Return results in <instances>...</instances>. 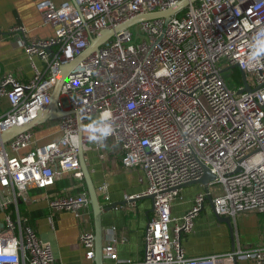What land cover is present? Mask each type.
Segmentation results:
<instances>
[{
  "label": "built area",
  "instance_id": "2783aa9c",
  "mask_svg": "<svg viewBox=\"0 0 264 264\" xmlns=\"http://www.w3.org/2000/svg\"><path fill=\"white\" fill-rule=\"evenodd\" d=\"M178 1L66 0L56 5L36 0L53 33L29 39L23 25L11 27L20 34L32 76L19 81L6 72L0 78V104L7 101L0 133L30 123L47 107L59 67L78 57L100 30ZM134 25L136 33L133 25L116 30L66 72L57 103L66 113L57 119V140L37 144L28 128L0 145V264H57L50 244L19 211V199L27 200L30 188L50 189L69 177V187L47 195L48 208L89 221L80 145L83 152L103 147L101 159L117 156L123 168L141 170V195H153L141 259H119L116 239L103 246V257L114 264H234L235 255L237 261L264 264V246L184 253L181 235L191 231L204 190L181 217L171 214L180 186L198 179L203 166L215 176L209 194L217 215L235 220L249 212L264 213V59L254 66L247 61L249 42L264 27V0H195L166 23L155 17ZM234 68L250 75L253 90L241 91L243 83L236 90L229 86L223 73L232 75ZM105 111L111 113L113 133L100 146L88 136L101 133H89L85 126H104L108 122L100 114ZM74 133L80 136L78 147L68 138ZM97 191L108 199L106 183ZM78 241L92 261L93 230L83 228Z\"/></svg>",
  "mask_w": 264,
  "mask_h": 264
},
{
  "label": "crops",
  "instance_id": "0c3cea01",
  "mask_svg": "<svg viewBox=\"0 0 264 264\" xmlns=\"http://www.w3.org/2000/svg\"><path fill=\"white\" fill-rule=\"evenodd\" d=\"M52 1L59 5L66 0ZM35 3L36 0H0V78L6 72H11L19 81H27L32 76V67L20 44V34L12 33V26L23 25L28 31L29 39L47 37L53 33L51 23L37 11ZM36 63L41 65L39 61ZM5 108L7 101L3 100L0 113ZM33 130L37 144L57 140L60 136L57 119L42 123ZM104 150L103 147H99L98 151L90 147L83 152L96 191L100 184L107 185L108 199L97 191L99 203L104 209L101 214L103 246L116 239L115 247L119 259L139 260L143 255V232L153 215L152 200L141 197L129 202L130 198L141 195L145 190L143 172L139 169L123 168L117 156L109 155L101 159L99 152ZM70 182V178L65 176L53 188H30L28 199H19V211L29 217V223L39 237L50 244L57 264H95L94 257L92 261L84 257V250L78 241V235L83 228L93 230L91 205L88 208L90 215L87 223L75 219L69 211H52L47 205V195L62 187H69ZM201 191L203 187L199 183L181 188L172 203V216L181 217L192 207L194 196ZM123 201L126 203L123 204ZM114 202L119 204L105 209ZM204 203L208 205L205 206ZM1 217L0 212V219ZM231 221L235 248L238 245L241 248L264 246V213L249 212ZM180 242L184 253L190 256L231 251L228 227L217 220L206 199L193 221L191 231L183 232ZM103 264H114V260L104 257ZM237 264L256 262L238 260Z\"/></svg>",
  "mask_w": 264,
  "mask_h": 264
},
{
  "label": "water",
  "instance_id": "95a60500",
  "mask_svg": "<svg viewBox=\"0 0 264 264\" xmlns=\"http://www.w3.org/2000/svg\"><path fill=\"white\" fill-rule=\"evenodd\" d=\"M195 0H179L176 4L168 7L165 10L162 11H156V12H149L145 14H141L136 16L133 19H130L118 27H115L113 29H102L100 30L95 36L90 38L89 45L87 48L75 59L69 61L68 63L61 65L59 67V72L57 75V81L56 85L53 88L51 92V101L47 105V107L39 113V115L30 123L21 125V126H15L12 128H9L5 130L4 132L0 133V145H3L6 143L10 138H12L15 134L18 132L28 129V128H35L36 126L45 123L50 120H55L58 119L59 117L63 116L66 111H62L61 109L58 108L57 103H58V97H59V89L62 84V81L65 77L66 72L72 68L79 60H81L85 55L88 53L95 51L98 49V46L103 43L106 39H108L116 30L122 29V28H127L130 27L140 21L146 20V19H152L155 17H162L164 19V22L166 23L168 19L174 15L177 11L183 9L189 2H193ZM232 67H235L233 65ZM240 75L242 79V83L244 85L243 89L241 91H251L254 88H252L246 78V74L243 70H240ZM79 162L81 165V169L83 172V179L86 185V190L88 192V197H89V203L91 205L92 209V218H93V232H94V263L95 264H103L104 257L102 254V249H103V235H102V226H101V214L104 209H102L101 204L99 203L98 199V194L96 191V188L92 182L91 176L89 169L86 165L85 159H84V154L81 145L79 146ZM237 171L239 170V167L236 169ZM215 176L209 171L208 167L203 166V174L196 180L190 181L188 183H184L180 186V188H183L187 185L190 184H195L199 183L202 185L203 190L206 193L205 199L209 203L211 209L214 212L213 209V204H212V199L209 194V182L214 180ZM141 197H147L152 200L153 195H136L133 196L132 198L129 199V202L135 201V199L141 198ZM125 204L126 202H122ZM119 202H114L110 206L105 207V209H111L115 207ZM121 204V203H120ZM215 213V212H214ZM215 216L218 221L223 222L226 224L229 230V235H230V240H231V251H234L235 249V244H234V228L232 225L231 218L228 216H219L215 213ZM1 226V224H0ZM233 263L237 264V260L235 255H233Z\"/></svg>",
  "mask_w": 264,
  "mask_h": 264
},
{
  "label": "clouds",
  "instance_id": "9594fccd",
  "mask_svg": "<svg viewBox=\"0 0 264 264\" xmlns=\"http://www.w3.org/2000/svg\"><path fill=\"white\" fill-rule=\"evenodd\" d=\"M245 27H247V22H243ZM259 23V22H257ZM249 52L247 56V61L249 65H255L258 64L261 59H264V27H261L258 29V32L254 34L253 38L249 42ZM100 119L103 121H106L104 126L102 127H96L95 123H89L85 127L88 130L89 133H101L100 137H97L95 135H89L88 140L92 143H96L100 146H103L104 140L107 139L110 135L113 133V127H112V118L110 112H103L100 114ZM74 147H78L80 143V136L77 134H73L72 136L68 137ZM102 141V142H97Z\"/></svg>",
  "mask_w": 264,
  "mask_h": 264
},
{
  "label": "rangeland",
  "instance_id": "374dc122",
  "mask_svg": "<svg viewBox=\"0 0 264 264\" xmlns=\"http://www.w3.org/2000/svg\"><path fill=\"white\" fill-rule=\"evenodd\" d=\"M130 29H131V31H133L134 33H136V32L138 31L139 28H138V26L133 25ZM233 70H234V72H233L232 75H230V71H225V72L223 73V75L229 80V82H228L229 86H230L231 88H233V89L236 90V89L238 88V86H240V84L242 83V79H241V75H240V70H238L237 68H234ZM247 79H248V82L250 83V85H252V87L255 86V83H254V81L251 79V77H250L249 74L247 75ZM94 119H97V117L94 116V117H93V120H94ZM39 128H40V127H38L37 130H39ZM214 186L217 188L216 185H214ZM218 187H220V186H218ZM204 205L206 206V205H208V204H207V203H204ZM200 214L203 215L204 212H203V213H200ZM194 219H195V218H194Z\"/></svg>",
  "mask_w": 264,
  "mask_h": 264
},
{
  "label": "trees",
  "instance_id": "16d2710c",
  "mask_svg": "<svg viewBox=\"0 0 264 264\" xmlns=\"http://www.w3.org/2000/svg\"><path fill=\"white\" fill-rule=\"evenodd\" d=\"M83 183H85V182H84V179H83ZM84 185H85V184H84ZM85 187H86V185H85Z\"/></svg>",
  "mask_w": 264,
  "mask_h": 264
}]
</instances>
